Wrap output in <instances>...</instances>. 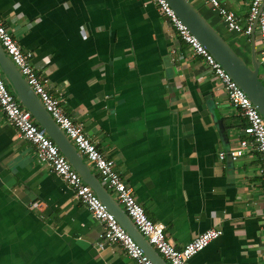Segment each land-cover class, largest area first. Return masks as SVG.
<instances>
[{
	"label": "crops",
	"instance_id": "crops-1",
	"mask_svg": "<svg viewBox=\"0 0 264 264\" xmlns=\"http://www.w3.org/2000/svg\"><path fill=\"white\" fill-rule=\"evenodd\" d=\"M190 1L249 65L261 63L264 83L258 36ZM219 1L246 22L251 0ZM0 19L176 247L223 231L190 264H264L262 159L252 146L219 158L252 141L249 125L155 1L0 0ZM102 232L0 110V264H137Z\"/></svg>",
	"mask_w": 264,
	"mask_h": 264
},
{
	"label": "built area",
	"instance_id": "built-area-1",
	"mask_svg": "<svg viewBox=\"0 0 264 264\" xmlns=\"http://www.w3.org/2000/svg\"><path fill=\"white\" fill-rule=\"evenodd\" d=\"M159 12L165 16L179 38L202 56L213 75L218 79L221 89L225 91L231 104L237 109L249 125V135L252 141L243 140L238 148L230 149L219 154L221 161L231 159L237 161L249 147H254L262 159L260 176L264 185V117L246 92L232 79L230 74L192 35L187 26L177 16L166 0H153ZM224 21L227 29L237 34L252 37L258 36L261 47V62L264 64V0H251L248 17L244 24L240 23L235 13L221 6L219 0H204ZM0 45L10 57L22 76L40 98L47 112L52 116L60 129L71 140L78 152L97 171L101 183L113 194L122 206L139 233L160 254L168 264H190V260L197 253L203 251L213 241L217 240L223 231L220 228L207 230L182 248L169 239L164 225L151 220L143 206L138 203L133 189L124 181L115 167V162L107 158L89 139L82 124L68 116L60 100L51 95L45 82L31 65L32 53L25 52L12 32L0 19ZM0 110L7 121L15 127L21 137L30 142L35 148L36 157L40 162L48 164L75 193V197L85 205L92 216L103 227L101 239L103 244H118L130 259L137 264H156L145 254L143 249L126 232L115 216L97 197L73 168L58 146L37 124L29 110L23 107L16 95L10 90L0 70Z\"/></svg>",
	"mask_w": 264,
	"mask_h": 264
},
{
	"label": "water",
	"instance_id": "water-1",
	"mask_svg": "<svg viewBox=\"0 0 264 264\" xmlns=\"http://www.w3.org/2000/svg\"><path fill=\"white\" fill-rule=\"evenodd\" d=\"M177 16L187 26L201 45L222 65L232 79L243 89L264 117V83L260 79L261 63L253 57L249 65L207 21L190 0H166ZM255 33L252 38L255 40ZM0 70L8 86L20 104L31 112L37 124L58 146L61 153L91 187L106 208L115 216L128 234L138 243L146 255L156 264H168L148 243L128 217L112 193L101 183L98 176L78 152L71 140L47 112L40 98L22 76L0 45Z\"/></svg>",
	"mask_w": 264,
	"mask_h": 264
},
{
	"label": "trees",
	"instance_id": "trees-1",
	"mask_svg": "<svg viewBox=\"0 0 264 264\" xmlns=\"http://www.w3.org/2000/svg\"><path fill=\"white\" fill-rule=\"evenodd\" d=\"M7 85H8V84H7ZM8 87H9V86H8ZM9 88H10V87H9ZM10 90H11V89H10ZM245 122H246V121H245ZM246 123H247V122H246ZM245 126H247V128H248V124H247V125L245 124Z\"/></svg>",
	"mask_w": 264,
	"mask_h": 264
}]
</instances>
